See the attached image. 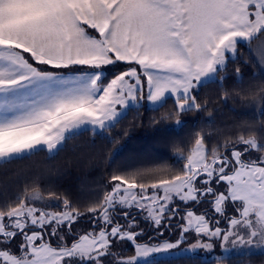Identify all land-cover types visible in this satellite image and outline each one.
Wrapping results in <instances>:
<instances>
[{"label": "snow or ice", "instance_id": "6c2138e0", "mask_svg": "<svg viewBox=\"0 0 264 264\" xmlns=\"http://www.w3.org/2000/svg\"><path fill=\"white\" fill-rule=\"evenodd\" d=\"M257 36L264 0H0V164L110 131L144 101L171 100L160 120L179 128L207 110L200 88ZM247 51L264 79V41ZM247 95L264 115V83ZM215 135L174 144L182 167L114 170L87 202L46 198L34 180L0 203V264H172L156 257L197 249L226 264L264 249V125Z\"/></svg>", "mask_w": 264, "mask_h": 264}, {"label": "trees", "instance_id": "16d2710c", "mask_svg": "<svg viewBox=\"0 0 264 264\" xmlns=\"http://www.w3.org/2000/svg\"><path fill=\"white\" fill-rule=\"evenodd\" d=\"M261 39L264 36L240 46L241 59L230 60L226 71L215 77L217 82H207L200 88L199 96L201 102L207 101V110L183 114L180 119L184 124L179 128L175 118L160 120L164 113L172 111L171 100L155 109L132 107L110 131L98 135L83 131L69 139L58 153L49 155L46 151H38L0 164V203L9 201L34 180L46 198L49 191H55L66 193L73 201L87 202L108 174L116 169L156 164L182 167L183 161L173 160L177 155L174 144L183 142L187 146L190 137L198 131L214 134V139L222 140V136L215 135L218 131L237 133L241 129L260 128L264 125V115L260 112V104L247 92L250 84L264 83V79L258 75L259 69L249 59L247 49ZM237 67L243 77L242 83L236 79ZM254 73L257 74L255 79ZM222 76L227 78L221 84L218 82ZM225 90L229 93L226 99ZM156 259L172 264H207V260L195 255ZM226 264H264V252L230 255Z\"/></svg>", "mask_w": 264, "mask_h": 264}, {"label": "rangeland", "instance_id": "374dc122", "mask_svg": "<svg viewBox=\"0 0 264 264\" xmlns=\"http://www.w3.org/2000/svg\"><path fill=\"white\" fill-rule=\"evenodd\" d=\"M262 41H264V39H263V40H262V39L259 40V41L254 45L253 49L256 48L257 45H259ZM81 226H83V227H87V226H88V225H87V222H82V221H81ZM166 234H167V233H166ZM177 234H178V233H177ZM177 234H176V236H174V237H172V238H169V239L172 240V241H175L176 239L179 238V235L177 236ZM170 236H171V234H169V237H170ZM194 242H195L194 234H189L188 236L185 237V242L181 244L180 249L188 248L189 245L192 244V243H194ZM228 247H229V248H232V245L229 244ZM237 247H239V246H237ZM176 251H177V250H173V253H174V254L171 255V256H169V257H176V256H181V255H195V256L200 257L202 260H206V259H204L205 257H209V258H210L209 253H208L206 250H204V249H197L195 252H187V253H183V252H182L181 255H175V252H176ZM220 252H221V249H220L219 245L217 244V247L215 248L214 252L211 253V255H217V254H219ZM263 252H264V249L255 248V249L252 250V253H251V254H253V253H263ZM128 254H132V253H131V252L126 253V255H128ZM231 255H237V254H236V253H232ZM239 255H245V253H240ZM156 258H163V257H156Z\"/></svg>", "mask_w": 264, "mask_h": 264}, {"label": "crops", "instance_id": "0c3cea01", "mask_svg": "<svg viewBox=\"0 0 264 264\" xmlns=\"http://www.w3.org/2000/svg\"><path fill=\"white\" fill-rule=\"evenodd\" d=\"M142 107H146V108H147V107H149V108H153V107H152V106H151V105H150V104H149L147 101H144V102H142ZM130 108H132V107H130ZM130 108H129V109H130ZM129 109H128V110H129ZM128 110H127V111H128ZM127 111H126V113H127Z\"/></svg>", "mask_w": 264, "mask_h": 264}, {"label": "flooded vegetation", "instance_id": "af4514ba", "mask_svg": "<svg viewBox=\"0 0 264 264\" xmlns=\"http://www.w3.org/2000/svg\"><path fill=\"white\" fill-rule=\"evenodd\" d=\"M82 222H86V220H82ZM169 234H171V233H167L166 235H165V239H169V238H172V237H174V236H176V235H172L171 234V236L169 237ZM179 235V233L177 234V236ZM170 240V239H169Z\"/></svg>", "mask_w": 264, "mask_h": 264}]
</instances>
